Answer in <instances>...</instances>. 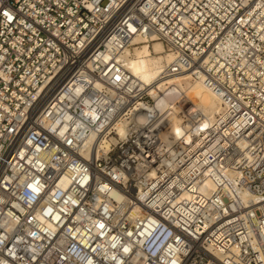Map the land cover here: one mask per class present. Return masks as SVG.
Segmentation results:
<instances>
[{
  "label": "built area",
  "instance_id": "1",
  "mask_svg": "<svg viewBox=\"0 0 264 264\" xmlns=\"http://www.w3.org/2000/svg\"><path fill=\"white\" fill-rule=\"evenodd\" d=\"M0 264H264V0H0Z\"/></svg>",
  "mask_w": 264,
  "mask_h": 264
},
{
  "label": "bare ground",
  "instance_id": "2",
  "mask_svg": "<svg viewBox=\"0 0 264 264\" xmlns=\"http://www.w3.org/2000/svg\"><path fill=\"white\" fill-rule=\"evenodd\" d=\"M132 45L131 49L125 48L119 51L118 59L143 84L157 86L162 93L160 94L162 99L158 101L160 107L165 104L166 99L174 95H186L203 113L213 118L219 109L217 100L200 81H191L186 73L159 79V74L171 61L173 55L164 50L163 45L154 35H151L150 39L136 35L133 37ZM171 131L175 134L180 132L177 120H173Z\"/></svg>",
  "mask_w": 264,
  "mask_h": 264
},
{
  "label": "rangeland",
  "instance_id": "3",
  "mask_svg": "<svg viewBox=\"0 0 264 264\" xmlns=\"http://www.w3.org/2000/svg\"><path fill=\"white\" fill-rule=\"evenodd\" d=\"M133 45H134V44H133ZM133 45H132V46H133ZM131 48H132V47H131ZM131 48H130V49H131Z\"/></svg>",
  "mask_w": 264,
  "mask_h": 264
}]
</instances>
